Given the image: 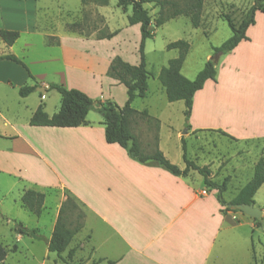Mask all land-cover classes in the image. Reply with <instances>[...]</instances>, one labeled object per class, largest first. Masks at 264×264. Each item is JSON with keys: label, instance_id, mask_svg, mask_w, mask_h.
<instances>
[{"label": "rangeland", "instance_id": "1", "mask_svg": "<svg viewBox=\"0 0 264 264\" xmlns=\"http://www.w3.org/2000/svg\"><path fill=\"white\" fill-rule=\"evenodd\" d=\"M253 3L254 0H204L200 27H194L190 19L184 15L173 18L160 27L153 23L152 27L156 34L148 38L145 44L148 69L151 72L149 89L145 97H137L132 103L134 108L146 109L149 114L148 117L138 116L139 126L143 123L148 125V130L141 129L139 133L141 140H144L142 147L148 152H153L159 139L160 147L168 159L183 168L185 161L181 136H185L189 158L200 166L209 167L213 181L222 183L228 179L227 190L223 193L224 199L228 202L252 178L256 162L264 156V139L248 141L259 127L264 126V12L256 13V23L247 31L249 39L243 40L235 50L216 57L217 78L206 84L196 100L194 124L223 127L239 138V142L224 135L221 130L190 132L184 113L185 102L183 100L170 102L158 76L161 69L168 65L169 60L179 55V49H168V43L186 39L191 47L184 61L182 73L194 79L206 61L215 55L214 47L220 46L232 36L233 31L226 16H230L235 25H239ZM58 4L67 10L66 15L58 20L61 30L65 24V30L70 32L69 26L76 23L73 27L75 31L85 36L97 35L100 29L107 32L125 28L119 35L107 40L80 38L76 42L68 41L66 44L68 80L83 86L95 85L83 71L89 69L97 79L100 75L110 77L106 72L116 55L132 64L140 63L141 30L139 25H130L128 22L131 7L124 11L118 6L117 0H109L107 5L91 1L84 4L82 0H40L43 10H47L48 7L57 8ZM145 6L155 19L159 6H154V2L146 3ZM43 10L42 14H45ZM42 17L45 20V15ZM50 40L54 42V38ZM0 43H3L1 39ZM235 65L240 66L236 78L238 84L232 89L237 91L236 93L229 91L228 85L232 80ZM247 67L255 73L253 76L246 73ZM33 82L28 78L26 84L30 85ZM40 91L38 88V91L33 92L28 101L29 105L39 100ZM112 92L118 103L124 96H128L127 87L125 89L116 87ZM21 97L18 90L15 92L10 90L7 96L0 95V109L8 117H13L15 110L22 107ZM46 99L48 110L53 112L61 102V95L57 90L50 92V89H47ZM97 111L93 109L91 115L103 119ZM9 130L10 128L0 124V132ZM194 177L196 186L206 188L209 196L217 199V189L208 187L198 171H194ZM73 182L75 190L84 195L85 181L78 178ZM5 185L0 183V203L4 202L10 219L4 217L0 211V242L7 250V257L0 264H64L71 248L76 249L73 264H84L92 258L91 246L89 244L83 248L81 246L86 242L90 227L94 225L91 217L85 221L84 228L74 236L62 256L49 251L46 239L19 235L16 230L17 224L21 223L26 227L36 228L40 235L49 236L58 203L57 196L61 190L57 188L42 190L47 197L43 215L39 218L24 208L20 209L19 201L18 204L14 201L16 192L7 194ZM254 199L255 206L263 211L261 217L254 218L240 210H231L238 213L240 220H233L230 216L226 219L214 249L212 262L219 259L217 264H264V184ZM78 204L85 212L86 209L79 202ZM214 208L213 202L211 209ZM228 211L230 210L226 209L224 212ZM77 213V209L73 211L70 220L75 221ZM157 232L153 226L150 233L155 235Z\"/></svg>", "mask_w": 264, "mask_h": 264}, {"label": "crops", "instance_id": "2", "mask_svg": "<svg viewBox=\"0 0 264 264\" xmlns=\"http://www.w3.org/2000/svg\"><path fill=\"white\" fill-rule=\"evenodd\" d=\"M57 6L43 10L40 0H0V29L20 31V37L13 45L8 46L1 39L0 56L16 55L32 74L20 63L0 59V95L7 96L10 90L19 91L28 78L34 81L30 85H37V91L42 88L35 104H28L33 92L21 97L22 107L15 110L13 117H8L0 109V124L10 128L9 131L0 132V183L6 184V193L16 192L15 203L19 201L20 209L28 210L21 202L25 190H61L57 196L50 234L44 235L46 242L52 236L60 206L66 199L65 192L73 195L86 209L84 226L89 217L94 222L86 242L81 244L82 248L89 244L92 252V258L84 264H109V261L114 264H217L219 259L212 262V258L220 231L229 216L233 220H240V216L231 210L227 213L222 211L225 206L210 197L206 188L196 186L194 170L187 176H176L159 164L140 163L129 155L126 148L106 141L103 119L92 116V111L87 116V123L78 127L30 124L33 113L41 103L49 115L59 111L61 102L53 112L48 110L46 93L51 83L78 88L96 100H110L120 106L128 99V96H124L119 103L115 101L112 89H125L126 86L112 77L100 75L97 79L89 69L83 72L95 85L83 86L66 78L69 67L66 54L68 41L108 38L98 39L94 34L82 36L76 31L67 32L65 24L61 30L58 20L66 15L67 10L61 4ZM42 10L45 14H42ZM117 29H120L119 35L125 28ZM50 37L54 38V44L47 43ZM239 70L240 66L235 65L232 80L228 83L229 91L234 93L237 91L232 89L238 84L236 78ZM246 73L250 76L255 74L248 67ZM210 80L213 79L207 80L204 87ZM52 90L56 89H50V92ZM164 90L166 93L165 87ZM201 90L194 96L192 114L188 119L190 132L221 130L230 134L223 127L193 123L196 100ZM132 128L142 144L144 140H141L139 133L141 129L148 130L147 123L139 126L137 118ZM182 138L185 139V136ZM252 139H264V126L259 127L248 141ZM157 144L161 149L159 139ZM78 178L85 181L84 195L73 186V181ZM204 190L206 194L202 193ZM213 202L215 208L211 209ZM0 211L10 219L3 201ZM153 226L158 231L155 235L150 233Z\"/></svg>", "mask_w": 264, "mask_h": 264}, {"label": "trees", "instance_id": "3", "mask_svg": "<svg viewBox=\"0 0 264 264\" xmlns=\"http://www.w3.org/2000/svg\"><path fill=\"white\" fill-rule=\"evenodd\" d=\"M95 2L99 5H107L109 0H82L87 2ZM154 2V6H159L158 16L153 19L146 3ZM118 6L124 11H128L131 7V13L128 16L130 25L140 24L141 42L139 46L140 63L132 64L124 60L120 55H116L107 70V74L123 83L127 87L128 99L124 106L118 105L114 101L96 100L84 91L78 88H68L63 84L51 83L49 89H56L61 95V107L58 112L49 115L44 104L41 103L33 113L30 124L34 126H54V127H78L87 123V116L90 111L97 109L103 117L102 124L105 126V138L108 143L119 144L127 149L129 155L135 160L143 164L156 163L168 170L176 176H187L191 170L198 171L203 177L205 184L213 189H217V199L225 206L222 211L235 210L236 205L240 203H255V195L260 187L264 184V156H261L255 164L252 178L239 190L237 195L231 200L226 201L223 193L227 190L226 178L222 183H217L211 179V169L207 166H200L191 160L188 156L186 141H183V158L185 167L179 165L166 157L164 152L156 145L153 152L146 151L132 128L133 122L138 116H149L148 111L136 110L132 103L137 97H145L149 89V79L151 72L148 69L147 55L145 52V44L148 38L155 36V30L152 27L154 23L156 27H160L167 21L180 15L188 17L194 27H200L202 24V12L204 0H117ZM257 11L264 12V0H254L253 5L242 18L239 25H235L230 16H226L233 34L224 41L220 46H215V55L208 59L200 72L194 79H189L182 73V67L186 56L190 50V42L186 39H179L168 43V49H179V55L169 60L168 65L164 66L160 73L159 79L166 89V95L170 102L183 100L185 102V116L188 120L192 114L194 96L198 90H201L206 81L209 79L216 80L217 66L216 57L226 54L238 46V44L248 39V28L256 23ZM76 23L69 26L71 31ZM120 32V29L113 31L97 32L98 39L113 38ZM86 34L85 36H90ZM20 37V31L10 29H0V39L8 46L13 45ZM48 38V44H54ZM58 43V42H57ZM11 59L22 64L30 73L28 66L16 55L8 54L0 56V59ZM216 59V60H215ZM32 76V74L30 73ZM37 88V85H23L19 88L22 97H26ZM224 135L234 138L230 134L223 131ZM66 199L62 202L57 221L52 236L47 240L48 249L56 252L59 256L68 249L74 236L78 234L84 227L85 212L79 206L76 198L69 192L65 193ZM46 193L35 189H27L21 197L22 205L30 212L40 216L44 209ZM78 210L75 221L70 220L71 213ZM16 230L21 235H31L37 238L45 239L40 235L36 228H29L19 223ZM264 231V229H263ZM76 249L68 250V259L64 260V264H73V258ZM7 257V250L0 242V262ZM109 264H114L109 261Z\"/></svg>", "mask_w": 264, "mask_h": 264}, {"label": "water", "instance_id": "4", "mask_svg": "<svg viewBox=\"0 0 264 264\" xmlns=\"http://www.w3.org/2000/svg\"><path fill=\"white\" fill-rule=\"evenodd\" d=\"M39 89H42V88H39ZM235 207L236 209L254 218L261 217L263 213L262 209L255 206V203H240V204H237Z\"/></svg>", "mask_w": 264, "mask_h": 264}, {"label": "built area", "instance_id": "5", "mask_svg": "<svg viewBox=\"0 0 264 264\" xmlns=\"http://www.w3.org/2000/svg\"><path fill=\"white\" fill-rule=\"evenodd\" d=\"M202 193H203V194H206V193H207V191H206V190H204Z\"/></svg>", "mask_w": 264, "mask_h": 264}]
</instances>
